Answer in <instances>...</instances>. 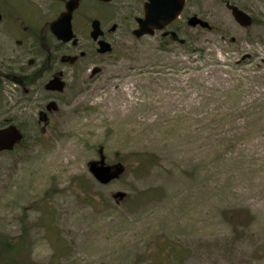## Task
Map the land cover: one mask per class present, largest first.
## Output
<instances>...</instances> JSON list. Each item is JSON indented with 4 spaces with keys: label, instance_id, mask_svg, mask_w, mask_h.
<instances>
[{
    "label": "rangeland",
    "instance_id": "rangeland-1",
    "mask_svg": "<svg viewBox=\"0 0 264 264\" xmlns=\"http://www.w3.org/2000/svg\"><path fill=\"white\" fill-rule=\"evenodd\" d=\"M121 47L1 158L0 239L22 243L17 264H264L253 29L227 17L184 47L133 34ZM102 158L124 168L106 186L89 170Z\"/></svg>",
    "mask_w": 264,
    "mask_h": 264
},
{
    "label": "flooded vegetation",
    "instance_id": "flooded-vegetation-1",
    "mask_svg": "<svg viewBox=\"0 0 264 264\" xmlns=\"http://www.w3.org/2000/svg\"><path fill=\"white\" fill-rule=\"evenodd\" d=\"M72 6L67 16L72 38L66 41L56 34L66 35V22L58 29L54 25ZM152 10L160 20L176 17L153 36H145L164 46L184 47L195 33H215L228 17L241 28L253 29L264 51V0H0V133L13 128L21 135L13 148L0 150V160L15 156L40 124L46 131L52 115L62 108L70 78L80 80L82 72L102 75L108 67L104 59L122 51V42L134 36ZM237 12L250 19L249 27L238 23ZM175 36L179 40L174 41ZM100 42L110 51L100 52ZM67 69H74L73 76Z\"/></svg>",
    "mask_w": 264,
    "mask_h": 264
},
{
    "label": "water",
    "instance_id": "water-1",
    "mask_svg": "<svg viewBox=\"0 0 264 264\" xmlns=\"http://www.w3.org/2000/svg\"><path fill=\"white\" fill-rule=\"evenodd\" d=\"M152 6H155V5L153 4ZM74 8L75 7H73V6L70 7V9H69L70 12L66 15V18H65V15L62 16L59 19V21L54 25V28L58 29L59 25H62L66 22V24L68 26V30H67L66 35L63 34V32L61 33L59 31H56V34L62 40L69 41L72 38L71 18L70 17L67 18V16L72 12V10ZM181 8H182V4H179L178 9L181 10ZM153 10H152L153 13L152 12L148 13V18L145 21L140 22L139 29L135 31L134 36L137 39L143 38L145 36H153L155 34V31L164 29L165 26L168 25V23L171 20H173L172 18H176V17H172L170 20H168L169 18H165V19L163 18L162 20H160L157 16L153 15L154 14ZM234 15H235L238 23L241 24L242 26L249 27L251 25L250 19L249 18L244 19L245 16L241 12L234 13ZM176 16H178V15H176ZM95 26H97V24H95ZM94 38H95V40H98L99 33H95ZM172 39L174 41L179 40L176 36L173 37ZM181 42L183 43V41H181ZM100 45H101V47L104 48L100 52L106 53V52L110 51V49L108 48V46L105 42H100ZM20 140H21V135H19L18 132L13 128L9 129V131L1 132L0 133V150H4V149H8V148L11 149V148H13V145L17 141H20ZM6 142L11 143V145L10 146L2 145ZM123 171H124V169L121 167H112V166L106 165L104 158H102V160L99 162H93L90 164V173L93 175V177L101 185H104V186L109 185L115 179L120 177V175L123 173Z\"/></svg>",
    "mask_w": 264,
    "mask_h": 264
},
{
    "label": "trees",
    "instance_id": "trees-1",
    "mask_svg": "<svg viewBox=\"0 0 264 264\" xmlns=\"http://www.w3.org/2000/svg\"><path fill=\"white\" fill-rule=\"evenodd\" d=\"M148 163H150L149 159H143L141 163L137 164L136 168L139 170L146 169L142 167ZM22 247V243L13 244L9 239H0V264H17L18 262L15 260V255L22 250ZM16 259H18V257Z\"/></svg>",
    "mask_w": 264,
    "mask_h": 264
}]
</instances>
